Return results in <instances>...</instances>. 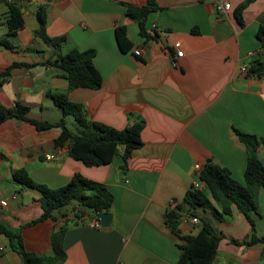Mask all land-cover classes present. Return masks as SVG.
<instances>
[{"label":"crops","instance_id":"0c3cea01","mask_svg":"<svg viewBox=\"0 0 264 264\" xmlns=\"http://www.w3.org/2000/svg\"><path fill=\"white\" fill-rule=\"evenodd\" d=\"M245 1L231 0V11L219 17L211 0H156L158 8L146 22L152 38L146 40L137 22L126 16V6L142 7L148 0H30L21 6L24 27L12 35L5 24L10 4L0 0V106L20 104L29 108L28 117L56 123L63 115L52 95L64 93L84 107L88 120L118 130L136 120L145 123L143 145L126 165L120 146L110 164L95 167L71 158L68 143L55 145L61 133L58 127L38 131L16 118L1 123L0 222L18 229L43 213L42 194L17 182L15 171L26 170L34 182L51 189L80 174L106 186L113 196V218L103 229L90 226L92 210L89 220L87 214L78 218L67 214L65 264H175L182 242L168 228L166 211L180 204L193 186H201L199 172L209 160L243 181L247 149L234 129L257 137V155L264 164V76L241 72L254 58L264 56L256 39L264 26V0L245 8L241 26L235 12ZM40 7L47 17L43 31L37 20ZM117 26L126 28L133 44L127 52L116 40ZM59 39L63 43L56 50L51 43ZM73 49L96 52L94 65L103 78L100 89L69 90L56 62L59 53ZM135 49H142V56H135ZM177 50L184 55L173 67L171 58ZM70 121L76 123L66 117V123ZM257 204V213L250 216L262 238L263 190ZM197 214L200 223L208 220L224 234L212 264H264V243L244 244L251 227L236 206L222 219L211 206L198 208ZM189 217L185 207L183 235L199 231ZM63 220L23 227L25 249L51 256L52 234ZM0 264H23L3 234Z\"/></svg>","mask_w":264,"mask_h":264},{"label":"trees","instance_id":"16d2710c","mask_svg":"<svg viewBox=\"0 0 264 264\" xmlns=\"http://www.w3.org/2000/svg\"><path fill=\"white\" fill-rule=\"evenodd\" d=\"M253 1H245L235 12L236 20L241 26H244L243 11ZM157 8L156 0H148L147 4L142 7L126 6V16L137 22L140 34L146 40L152 38L151 33L146 29L148 15ZM37 20L39 31H43L47 23L44 7H40L37 11ZM5 24L10 35L16 34L24 27L21 6L10 5V12L5 19ZM115 35L123 52L129 51L133 47L124 26H117ZM256 39L264 50V26L259 27ZM62 43L63 39H59L51 44L56 50H59ZM58 55L56 66L63 71V76L68 80L69 90L77 88L98 90L102 87L103 78L94 65L96 55L94 50L79 51L73 49ZM249 65L246 76L258 78L264 76V62L260 58H254ZM52 98L56 106L62 110L63 117L59 122L50 123L32 119L28 117L29 108L17 104L14 108L0 106V124L8 119L16 118L29 122L38 131L58 127L61 129V133L55 139V145L62 146L68 143L69 156L88 167L110 164L118 154L120 146L124 147L122 158L126 165L132 152L142 147L141 131L145 125L143 120H136L133 125L118 130L103 123L88 120L85 116L84 107L70 101L64 93L53 94ZM69 116L73 117L76 123L83 128L81 134L74 133L67 126L66 117ZM234 132L247 149V166L243 181L236 180L228 169L215 165L209 160L199 172L198 179L201 186H193L186 192L180 204H170L173 206L166 211L168 228L182 242L178 246L180 256L175 264H212L219 244L224 238V234L217 231L212 223L205 219H201L197 234L183 235L180 230V223L185 207L191 216L198 218V208L211 206L215 216L222 219L223 216H231L232 206H236L247 217L251 227L249 240L244 244L264 243V237L259 238L257 236L256 223L250 216L251 212L257 213L258 193L260 190L264 191V164L257 155L259 141L257 137L242 133L237 129H234ZM13 177L23 186L36 189L42 194V215L23 227L47 219L57 222L60 218H64L63 223L56 226L52 234L53 254L45 257L30 253L25 249L21 232L23 227L12 229L0 222V234L9 239L12 249L21 255L23 264H65L66 252L63 244L70 221L63 213V209L75 204L78 208H74V216L78 218L80 215L79 207L91 209L94 213H101L103 210L110 212L113 205V196L105 185L89 180L80 174H75L68 184L56 189L34 182L28 172L23 169L15 171ZM232 241L238 243L235 240Z\"/></svg>","mask_w":264,"mask_h":264},{"label":"built area","instance_id":"2783aa9c","mask_svg":"<svg viewBox=\"0 0 264 264\" xmlns=\"http://www.w3.org/2000/svg\"><path fill=\"white\" fill-rule=\"evenodd\" d=\"M10 5L12 4H17L19 6H22L24 3L30 1V0H7ZM213 7L219 17H225L232 9V3L231 0H211ZM178 48V45H177ZM135 56H142L143 52L142 49H135L134 50ZM184 53L181 50H177L175 56L171 58V64L173 67L178 66V60L183 57ZM253 55V54H252ZM249 70L248 66H243L241 68V72L243 74H247ZM173 204V203H171ZM99 213L94 214L93 221L90 223V226L93 228H99L100 227V221H99ZM190 222L195 225L199 226L200 225V220L194 216L189 217Z\"/></svg>","mask_w":264,"mask_h":264},{"label":"rangeland","instance_id":"374dc122","mask_svg":"<svg viewBox=\"0 0 264 264\" xmlns=\"http://www.w3.org/2000/svg\"><path fill=\"white\" fill-rule=\"evenodd\" d=\"M262 57L263 58H261V59H263V61H264V56H262ZM67 126L70 128L71 131H73L75 133H78L77 131H80L81 128H82L78 123H74V121H70L67 124ZM74 208H78V207L74 204L72 206H69V207L63 209V213L66 214V216H67V214L68 215H73V214H75ZM79 209H80V207H79ZM86 214H87V219L89 220L91 218V209L82 207L81 210H80V215L83 217Z\"/></svg>","mask_w":264,"mask_h":264},{"label":"water","instance_id":"95a60500","mask_svg":"<svg viewBox=\"0 0 264 264\" xmlns=\"http://www.w3.org/2000/svg\"><path fill=\"white\" fill-rule=\"evenodd\" d=\"M98 218L100 221L101 228L107 229L111 226L113 216L110 212L103 210L101 213H99Z\"/></svg>","mask_w":264,"mask_h":264}]
</instances>
